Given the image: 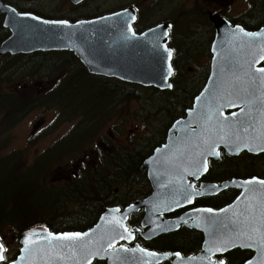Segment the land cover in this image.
<instances>
[{
  "label": "flooded vegetation",
  "instance_id": "obj_1",
  "mask_svg": "<svg viewBox=\"0 0 264 264\" xmlns=\"http://www.w3.org/2000/svg\"><path fill=\"white\" fill-rule=\"evenodd\" d=\"M239 1L240 0H0V47L12 35L11 29L5 26L9 11H13L21 17L34 16L41 20L48 21L77 22L91 20L116 12H125V10H127L128 13L136 17L131 26L137 34L158 24L171 25L166 44L168 48L174 50L171 59L174 74L169 78V82L173 87L175 81L177 85L181 87V92H177L173 95H162L171 97L173 99L172 106H175L180 100L182 104V102L188 101L189 99L188 95L187 98L182 95V91L185 90L183 86L191 85L198 81L199 87L197 92L192 96L191 102L184 109V112L175 118L171 116V109L165 111L166 115H168V119L164 121H155V119L150 118L155 116L153 112H145L150 119H146V121L145 119H140V123L136 120L135 128L132 129L130 127L127 129L126 144L114 140L116 138L114 131L121 133L125 129L124 126L120 125L121 123L113 124L115 117L120 115L119 103L117 104L108 127L110 128L108 129L109 136L102 134L95 143H93L95 150L86 151L85 154L82 155L83 163H80L82 166L88 163L92 165L95 184L94 192L98 197L102 196L104 193L107 194V196L102 199V204H104L103 208L118 206L121 211L136 199H144L151 194L152 187L147 179V172L141 169V165L152 151L145 155L138 164V171L144 178V180H141V183H144V185L137 187V190L134 191L131 184L123 182V180L130 179L131 177L132 163L129 156L131 145L133 144L132 148H139L138 145H134L132 136H136L138 129L142 128V126L152 124V133L146 135V137L150 139L159 138L157 144L153 145L154 149L165 142L167 132L173 122L179 118H184L186 116V110L192 108L194 98L200 93L211 74V44L215 36L214 20L219 22L217 17H221L222 20H226L230 26H241L249 32H257L264 26V0H244L246 7L238 13H232V7ZM101 12L102 14L99 15ZM188 29L193 30V33L191 30L187 32ZM201 35L206 36L199 40L197 37ZM259 40L260 39L251 41V43L248 41L249 46L254 47L258 44ZM200 44H202L201 47L199 46ZM251 49L248 48V50ZM201 50H205L209 54V60L203 64V68H201L199 73L200 77L196 81L189 82L183 77L182 71L185 69L189 71L195 70L199 67L200 64L196 65L195 68L187 67L186 65L191 55ZM259 53L264 52H261V49L258 51L255 67L264 68V59H260ZM51 57L63 60L62 65L65 66V69L60 71L61 76L59 77H53L51 75L52 70H50L48 65V61ZM11 58H14V60L9 61ZM0 67L20 69L24 74L30 73L31 70L34 71L32 72V77L21 78L20 73H18L17 82L14 83V85H17L14 88V93L17 96L23 97L27 102L35 99L38 103L36 106L27 109L20 120L32 112L39 113L42 120H45L46 118L44 115L47 113V107L44 106V101L48 99L46 93L50 91L52 85L68 82L64 80V78L69 72L76 71L78 75L86 77L93 75L107 78L105 75L90 73L86 66L69 49H37L30 52H16L13 54L5 51L0 53ZM108 79L115 80L116 78ZM217 80L220 82H227L229 79L218 78ZM75 81L80 80L76 79ZM242 81L248 82L246 79ZM7 82L8 79H0L1 85H7ZM147 87L158 89L154 86ZM172 87L170 89H158V91H170ZM166 99L168 100V98L163 100ZM131 101L130 96L127 94L123 102V110L126 114L123 122L128 121V124H131L132 120L130 114ZM239 110L240 108L238 107L223 109V114L231 117H228V121H224L225 117L216 118V126L213 129L214 133H212L211 130L207 131V133L212 136L216 145V151L220 153V156L217 158L215 155H207L206 151L204 155H200L203 159L204 156H207L208 171L200 175L199 179L187 175H191V171H197L199 163L203 161L202 158L193 160V163L189 164L191 167H188V172H184L178 166L173 168L164 167L161 169L163 176L165 175V171L179 169L183 174L179 177L180 181L176 184V188L178 189L184 185L182 180L185 178L186 184L194 185L195 189L201 193L193 197V203L191 204L187 203L185 199H181L179 201V206L176 205L172 208H165L168 210L167 212L157 213L158 217L169 220L171 226L168 228H172L156 236L153 235L150 239L143 238L141 232H145L146 228L141 227V222L146 212L144 208H141L131 213L125 222L126 227L132 231L134 239H129L128 242L122 241V244L127 247L138 244L143 248L157 252H175L179 253L182 257H199L205 256L203 253L208 246L204 244L206 243V238L209 237L210 239L208 233L214 231L219 222L231 226V222L237 218L233 213L244 212L245 216H249L250 219L251 217H255L251 224L255 227L260 225L261 212L264 211V207H262V205H264V187L258 184L249 185L247 187L250 191L245 193L244 189L237 185L252 178L264 179V151H259L258 149L253 151L243 149L238 154H234L231 148L226 146L224 141L219 140V135L222 134L219 131V121H223L225 124L229 122L233 123L234 130L240 128L238 121L241 117L231 115L232 113H239ZM42 120L37 119L35 123L32 124L30 134L27 136V146H34L35 137L43 130H46L47 121L41 125ZM246 120L247 122L251 121L250 119ZM211 122L212 120L210 123ZM119 125L120 131L117 129ZM256 128L259 129L258 126H256ZM254 132L255 129L253 127H248L249 135ZM45 133L44 131L43 134ZM242 134L244 133L241 131V137L244 136ZM53 143L54 142H51L43 148L42 151H39L30 162L32 163L39 153L49 148ZM121 146H123V148ZM121 150H124V152ZM121 155H125V157L121 158ZM137 157H139V155ZM185 161H187V159H185ZM115 163H122V165L117 167ZM83 169L84 167H81L77 172H72V176H78ZM83 173H86V169ZM116 174H118V176H116ZM202 185H216L218 190H213L209 187H201ZM162 189H165V187H162ZM122 192L123 195L121 194ZM131 192L135 193L134 199L131 198ZM246 196L253 199V207L251 209L247 208L248 204H244ZM98 202L100 203V200ZM226 208L229 209L228 212L225 213L221 211ZM197 209H212L213 213L209 214L206 212V214H202L200 212L198 213ZM197 218L200 220L198 221ZM240 219H244V217H240ZM185 221L187 222L185 223ZM210 221H215V223H210ZM196 224L199 226H195ZM258 256L259 254H256L254 249L235 247L222 254L217 253L213 256V259L217 261L223 259L225 264H247L249 260H256ZM160 264L169 263L162 262Z\"/></svg>",
  "mask_w": 264,
  "mask_h": 264
},
{
  "label": "water",
  "instance_id": "obj_2",
  "mask_svg": "<svg viewBox=\"0 0 264 264\" xmlns=\"http://www.w3.org/2000/svg\"><path fill=\"white\" fill-rule=\"evenodd\" d=\"M117 13L123 14L125 12H116L91 20L68 22L67 25H65L56 23L60 21L21 17L13 11H9L5 26L11 29L12 35L1 45L0 53L8 51L13 54L16 52H30L37 49H69L79 58L90 73L114 77L144 86H155L161 90L170 89L167 87V84H171L169 82L170 77H168L167 80L164 79L168 63L166 60V53L163 51L162 47L156 48L153 43V37L159 36L167 29V24H158L141 33H148L147 36L137 34L139 39L124 42L120 39V35L127 25L120 23L122 17L115 15ZM217 19H219V22L214 20L215 36L211 44V74L206 84L194 98L192 108L186 110V116L173 122L167 132L165 143L155 148L153 153L146 158L141 165V169L147 172L151 182L153 189L151 195L143 200H135L132 204L126 206L118 213H113L112 210L119 209V207H106L97 222L90 229L80 232L91 233L89 239H91L93 243L87 248H77L75 257L68 249H64L63 251L57 249L55 253L49 255L45 244L35 246L31 253H25L22 249L25 247L23 240L27 233L33 230H37L40 235L49 232L48 228L43 225H36L28 228L21 233V248L19 249L18 256L9 264H76L77 261L83 264L86 256H90L92 262L94 260H104L107 264H121L122 261L123 264H146V262L147 264H159L163 261H168L170 264H208L206 260H200L202 256L182 257L180 255L177 257L175 252L159 253L146 249L147 251L157 253V259L144 257L143 254L138 251L124 252L121 249V245L117 246V243L123 241L119 238V234L122 233L123 230L117 228L115 225L107 224L105 221L111 219L114 214L126 227L125 222L128 216L140 208H144L146 214L141 222V227L145 228L149 226V228L145 230L146 233L141 232L143 238L150 239L153 235L156 236L171 229L168 228L170 221L158 217L157 213L167 212L168 210L165 208L176 206L177 204L173 202L174 199L179 198L178 200L180 201L185 198L162 195V187L173 190L175 182L174 177L183 174V172L176 170L165 171L164 174L166 177L163 178L160 176L158 168L177 167L181 165L182 170L188 172L187 169L189 164L193 163V160L203 159L200 155L205 152L206 146L203 145L201 141L209 136L206 129L208 131H213V127L209 126V121L206 122L197 114L201 113L203 104L211 101L213 95H216L218 98L220 97L222 94L219 88L221 84L224 86L225 90L230 91L235 88L241 89V97L245 100L252 101L250 106L252 109L251 112L254 115L253 121H259L260 125L258 123V126H260V135L263 132L264 103H261L260 98L262 94H264V88H262L258 78L264 77V73L256 71L260 69L255 67L258 50L241 51L238 47L243 46L248 37L240 35L237 26H230V24L226 20H222L221 17H217ZM44 21H48L49 23H44ZM132 22L133 21H130L131 24ZM161 25L163 28L158 27ZM239 27L242 28L241 26ZM152 29L156 31H150ZM262 30H264V26L257 32ZM245 31L249 32L247 30ZM167 40V37H162L159 43L164 45L165 42L167 43ZM258 43L259 47L264 46L262 41L259 40ZM259 55L262 56L264 53H259ZM230 64L237 66L235 71L237 75L241 77L239 83L236 82V77L233 75L232 71H229ZM239 65H243V68H240ZM246 72L249 73V75H245ZM218 78H228L229 80L227 82H220L217 80ZM245 79L248 82L242 81ZM252 79H257V82L255 84L251 83ZM205 89L208 91L205 92ZM243 89H247V91H243ZM198 97L200 98L199 100L197 99ZM223 102V100H220V103ZM241 105L244 107L243 104ZM211 106L215 108V104ZM225 108L234 107L221 108L222 115L215 114L212 116V120L220 117H231L223 114V109ZM203 111H207V109H203ZM253 125L257 126V123L255 122ZM187 144H189L190 147H187ZM185 159H187V161H185ZM187 176L194 177L193 175ZM182 183L186 184L185 178H183ZM200 213L206 214V212ZM63 233L72 232H59L53 234ZM209 240V237L206 238L205 246H208ZM124 241L128 242L129 240L126 239ZM110 242H115L116 249H120L119 260H115L112 256L103 251ZM137 246L139 245L135 244L132 248H136ZM40 249H44L45 251L41 252ZM97 249L101 250V256L104 257L103 259H101L100 256H91V253L96 252ZM251 249H254V251L257 252L256 254H259L257 249ZM33 252L37 253L35 254ZM57 253L62 255L64 259H55L54 257ZM203 254L206 255L207 253L204 252ZM22 256L25 258L24 260L20 259ZM256 260H253L254 264H256Z\"/></svg>",
  "mask_w": 264,
  "mask_h": 264
},
{
  "label": "trees",
  "instance_id": "obj_3",
  "mask_svg": "<svg viewBox=\"0 0 264 264\" xmlns=\"http://www.w3.org/2000/svg\"><path fill=\"white\" fill-rule=\"evenodd\" d=\"M101 14L102 12L99 15ZM12 60H14V58H11L9 61ZM32 72L34 71L31 70L30 73L24 74L20 69L0 67V79H8L7 85L0 84V139L3 137L4 131L12 124L14 125L17 123L27 109L38 104L35 99L27 102L23 97H19L11 91L7 92L5 89V86H11L17 82L18 73H20V77L22 78L32 77ZM70 73L72 72L68 73L69 76L73 75ZM88 78L97 86L100 94L98 101H84L81 103L76 99L77 103H74V99L66 98V100L63 99L61 103H52L50 100L52 99L55 88H52L46 93L48 99L44 101V106L48 108L55 106L59 111L67 112L71 118L81 119V122L79 124L76 123L72 127V129H76L73 133L70 131L66 136L63 135L56 139L49 148L43 151L42 155L35 157L32 163L25 165L20 164L19 169L14 170L11 167L10 159L15 153L3 154L2 149L4 148V144L0 141V171L11 175V177L0 179V226L9 225L15 232H20L25 227H30L36 224L45 225L53 232L83 231L91 227L96 222L100 215V211L104 206V204H102V199L107 196V194L104 193L102 196L98 197L94 192V187H84V181H89L94 184V173L91 164L88 163L87 165H83L84 169L78 174V176L71 178L70 181H64L63 184L65 186V191L58 194L50 185L41 186L33 181L36 174V165L39 166L40 164H43L40 158L46 157L56 150H65L63 151L65 154L63 158L84 155L86 151L88 152V147L86 148V146L82 145L87 144L95 132L97 130L99 131L108 119V116L110 117V114H113L117 104H121L125 101L127 94L132 101H145L143 99V94L150 98L156 97L152 102L162 103V105L158 108L147 109L145 112H153L154 115L157 116L159 112L166 109L164 103L173 101L171 97L163 96L162 94L173 95L177 92H181V87L177 85L175 81L172 89L164 92L158 91V89L153 87L140 86L117 78L115 80L108 79L114 77L103 78L89 75ZM70 79L72 81H75L76 79L82 80L83 76H72ZM57 86H63L64 89L63 84H57ZM183 87L185 88L189 99L188 101L182 102L180 106L171 109L172 118H175L184 112L186 106L191 102L192 96L197 92L199 83L196 85L194 84V87H192L191 90L189 85ZM140 95H142V98H140ZM107 97L109 98L107 99ZM165 98H168V100H163ZM109 99L110 101H114L112 105L107 107L104 106V108L99 105V102H102L103 100L109 101ZM12 107L14 108L6 113V110L11 109ZM145 118L150 119L151 117L149 118L146 113ZM111 119L112 117L108 119V122L111 121ZM136 120L140 123V119H138L137 116ZM121 147L123 148V146ZM133 150L136 152L139 148H133ZM133 150H129V156L132 163L131 177L130 179L123 180V182L131 185L135 182L141 181L138 179L142 177L138 171L139 163L137 162V156L139 153H134ZM15 151L16 150H14V152ZM121 151L124 152V150ZM120 157L124 158L125 155H121ZM59 161L51 164L50 172L55 169L54 167ZM115 164L117 167L122 165V163ZM85 169L86 173H83ZM88 174L91 175V177H88ZM51 176L52 175H50L49 178ZM116 176H118V174H116ZM49 178L46 181H61H49ZM40 182H44V179H41ZM32 190L33 193H31ZM131 193V198L134 199L135 193ZM121 194L123 195V192ZM18 196L21 198L28 197L29 200L28 202H23L18 199ZM36 200L38 205L35 204ZM99 200L100 203L98 202ZM98 209L99 211H97ZM16 255L17 252L11 256L6 254L7 260L4 264L12 260ZM92 264H105V262L94 261Z\"/></svg>",
  "mask_w": 264,
  "mask_h": 264
},
{
  "label": "snow or ice",
  "instance_id": "obj_4",
  "mask_svg": "<svg viewBox=\"0 0 264 264\" xmlns=\"http://www.w3.org/2000/svg\"><path fill=\"white\" fill-rule=\"evenodd\" d=\"M117 16H121L122 19L120 21L121 24L127 25L125 30L121 32L120 39L124 42L132 41L139 39L136 31L132 28L130 21H135L136 17L132 15L131 13H128L127 10H125V13H117L115 14ZM32 19H39L38 17H31ZM110 19V18H105ZM44 23H49L48 21H44ZM56 23H62L67 25V21H60ZM159 28H163V26H158ZM238 28V33L244 37L249 38V43L251 41L257 40V39H264V30L260 32H246L243 28ZM171 29V25L168 26L167 29H165L159 36L153 37V43L156 48H163V51L166 53V60L167 68H166V75L164 77L165 80H167L168 77H171L174 74V69L171 64V59L174 53V50L167 47V44L165 42L164 45H161L159 43V40L162 37H167L168 33ZM152 32H155V29L150 30ZM142 36H147L148 33L141 34ZM261 51L264 52V46L261 47ZM260 59H264V55L260 57ZM236 65H229V71H232L233 75L236 77V82L239 83L241 77L237 75L235 69ZM240 68H243V65H239ZM256 71L260 73H264V68L257 69ZM245 75H249V73H245ZM259 82L264 88V77L258 78ZM257 82V79H252L251 83L255 84ZM167 87L171 88V84H167ZM208 90L205 89V92ZM243 91H247V89H243ZM241 89L235 88L233 90H225L220 97L218 98L216 95L212 96L211 101H208L203 104V109H207V111H201V113H198L197 115L201 116L206 122L212 120V116L215 114L222 115L221 108L223 107H238L240 108V113H243L244 116L241 117L238 121L240 128L234 130L233 123L229 122L225 124L223 121H219V131L222 133L219 135V140L224 141L226 146H229L231 150L234 152V154H238L241 150L247 149L249 151L253 150H259L264 151V132L261 133V135L256 137H249L247 135L248 133V127L246 126L247 120L246 118L249 117L252 109H251V103L250 100H245L240 95ZM203 95V94H202ZM200 99L199 97L197 98ZM261 103H264V94L261 96ZM220 100H223V103H220ZM239 101V102H237ZM215 104V108H213L211 105ZM241 104L244 105V107H241ZM247 109V111H246ZM240 113H232V116H240ZM224 121H228V117L224 118ZM206 131H208L206 129ZM243 132L245 135L241 137L239 134L240 132ZM259 140V143H256V141ZM242 142V143H241ZM201 143L206 146L205 151L207 152V155H215L217 158L220 156V153L216 151V145L213 141V138L211 135H209L207 138L202 139ZM201 155H204V153H201ZM208 171V163H207V156H204V159L202 162L199 163V167L197 168V171L190 173L193 175L196 179H199L200 175ZM261 185L264 187V179H257L252 178L249 180H245L238 184L237 186L244 189L245 193H248L250 189L247 187L249 185ZM201 187H209L213 190H218L216 185L211 186H201ZM254 191V190H253ZM201 193L195 189L194 185L191 184H185L182 185L180 188L175 190L176 196H183L185 198V201L189 204L193 203V197L198 196ZM245 199H249L247 196ZM179 206V200L174 199L173 201ZM253 206L251 203L248 204L247 208L251 209ZM264 207V205H262ZM120 209H114L112 210L113 213H118ZM197 211L200 212H207L209 214L213 213L212 209H197ZM223 212H228L229 209H223ZM218 215V214H217ZM234 216L237 218L231 222V226L226 223H221L217 225L214 231L209 232L210 240L208 242V247L205 249V252L207 255L200 257L201 261H207L208 264H225V261L223 259H220L219 261L214 260L213 256H215L217 253H224L229 251L231 248L240 247V248H255L259 252V256L256 260V264H264V211L261 212V223L259 226L256 227H246V225H251V222L255 217L249 218V216H245L244 212L239 213H233ZM240 217H244V219H240ZM199 220V218H197ZM187 221H185L186 223ZM107 224L115 225L117 228L122 229V233L119 234V238L121 240L126 239H134L132 235V231L125 227L124 224L121 222L120 219L116 218V216L113 214L111 219H108L105 221ZM210 223H215V221H210ZM195 226H199L196 224ZM91 236V233H80V232H72V233H63V234H53L51 232H47L46 234L40 235L37 230H33L32 232H29L25 235V239L23 240V244L25 247L22 249L25 253H31L33 248L40 244H45L47 246V253L51 255L52 253H55L57 249H60L63 251L64 249H68L72 252L73 256H76V249L77 248H87L89 245L93 243L89 237ZM121 249L124 252H140L143 254L144 257L150 258V259H157V253L147 251L146 249L140 248L137 246L136 248L128 249L125 246L121 245ZM8 249L6 247V244L2 237H0V264H4V262L7 260V253ZM41 252L45 251L44 249H40ZM103 251L110 256H112L115 260H119V251L120 249H116L115 242H110L107 245V248H104ZM177 257L180 256L179 253H175ZM91 256H100L101 259L104 257L101 256V250L97 249L96 252L91 253ZM55 259L63 260L64 257L62 255H59L58 253L54 257ZM21 260H24L25 258L22 256L20 258ZM76 264H80V261H77ZM83 264H92V259L90 256H86L84 259ZM123 264V261L121 262ZM147 264V262H146ZM247 264H253L252 260H249Z\"/></svg>",
  "mask_w": 264,
  "mask_h": 264
},
{
  "label": "rangeland",
  "instance_id": "obj_5",
  "mask_svg": "<svg viewBox=\"0 0 264 264\" xmlns=\"http://www.w3.org/2000/svg\"><path fill=\"white\" fill-rule=\"evenodd\" d=\"M245 7H246L245 1L240 0L238 3H236L232 7L231 12L232 13H238L241 10H243ZM190 30L191 29H188L187 32H190ZM191 32L193 33V30H191ZM205 36L206 35H201L197 38L199 40H201ZM199 46L201 47L202 44H200ZM208 60H209V54L205 50H201L200 52L193 53L186 66L195 68L196 65H198V64H200V65L195 70H190V71L187 69L183 70L182 71L183 77L186 80H188L189 82L190 81H196L200 77L199 73H200L201 68H203L202 67L203 64ZM62 62H63V60L60 58L51 57L49 59L48 65H49L50 70H52L51 75L53 77L61 76L60 71H63L65 69V66L62 65ZM25 69H27V68H25ZM70 74H73V75L69 76V74H67L64 78V80L69 81V82H63L64 89H63V86H57V84L51 86V89L55 88V90L53 92L52 99L50 100V102L61 103L63 101V99L66 100V98L74 99V103H77L76 99H78L81 103H83L84 101H86V102L98 101V97L100 96V94L98 92L97 86L88 77L83 76V79L80 81H72L70 78L72 76H78V74L76 71L72 72ZM194 84L195 85L198 84V81ZM194 84L189 85L190 90L192 87H194ZM16 86L17 85H14V84L11 86H5V89L7 92H9V91L14 92V88ZM67 88H68V90H67ZM182 95L185 98H187L186 90L182 92ZM141 96L142 95H140V98H142ZM108 98L109 97H107V99ZM154 98L155 97L150 98L147 95H144L143 99L145 101H131V107H130V114H131V118H132L131 124H128V121L123 122L124 117L126 116V114L124 113V110H123L124 109V103L119 104L120 115L115 117V119L113 120V124L121 123L120 125L124 126L125 129L121 133H118V132L113 130L115 133L114 135L116 136V138L114 140H117V142L119 141V142H122L125 144L127 143L126 132H127V129L130 127L132 129L135 128L136 116L138 117V119H145V121H146L145 111L147 109H150V108H152V109H154L156 107L158 108L162 105V103L152 102V100ZM113 102L114 101H110V99H109V101L103 100L102 102H99V105L104 108V106L107 107V106L112 105ZM180 105H181V100L178 102V104H175V106H172L171 101L164 103V106L166 107V109L164 111L162 110L161 112H159L157 116H152L151 118L155 119V121L167 120L168 115H166L165 111L168 109L170 110V109L176 108ZM13 108L14 107L6 110V113H8V111L12 110ZM44 116L46 119L42 120L41 115L39 113L32 112L28 116L23 118L22 120L15 123L14 125L12 124L9 128H7L4 131V135L0 139V141L3 142V144H4V148L2 149V153L3 154L15 153V155L10 159L11 167L14 170L19 169L20 164L21 165L29 164L30 161L32 160V158L39 151H42L43 148H45L51 142H55V140L57 138H59L63 135L66 136L67 133H69L70 131L73 133L74 130H76V129H72V127L76 123L79 124L81 122V119H78V118L73 119L70 117V115L67 112L59 111V109L55 106H52L51 108L47 107V113ZM7 117H9V116H7ZM110 117H112V115H110ZM110 117L108 116V119ZM37 119L42 120L41 125H43L47 121V128H46V130H43L39 135H37L35 137V140H34L35 145L34 146L33 145L27 146L26 145L27 144V136L30 134L32 124H34ZM108 119L102 125V127L99 129V131L97 130L98 133L96 134L97 131L95 132L96 135L94 134L92 136L91 140L89 141L90 143L88 142L87 144L82 145V146H86V148L88 147L87 150H95L93 143H95V141L102 134L108 135V129H110V128H108V125H110V123H111V121L108 122ZM0 125H1V123H0ZM120 125L117 126V129L119 131H120ZM151 126H152V124H146L145 126H142V128L138 129L136 136H132V138H133L132 140H134V145L139 146V150H137L135 152L132 148L133 144L131 145V149L134 151V153H139V157L137 159L138 163H140L142 161V158L145 155L149 154L152 151V149L154 147L153 145L157 144V142H158L159 138L150 139V138L146 137V135L152 133ZM39 127H42V126H39ZM44 131L46 132L45 134H43ZM14 150H16V151L14 152ZM63 151H65V150H56L52 154H50L46 157L40 158L43 164H40L39 166L36 165V174H35V178H33V181L36 184H40L41 186L50 185L58 194H61V193H63L62 191H65V186H64L63 182L64 181L65 182L70 181L71 178H73L71 173L77 172L81 167L83 168V166L80 164V163H83L82 155L69 156V157L63 158L65 156ZM42 154H43V152L39 153L37 156L42 155ZM56 161H59V162L57 163V165H55V167H54L55 169L50 172L51 164L56 162ZM91 167H92V165H91ZM50 175H52V176L49 178ZM7 177H11V175L7 174V173H2L0 171V179L1 178H7ZM88 177H91V175L88 174ZM48 178L50 181H55V180H61V181L60 182H48V181H46ZM41 179H44V182H40ZM38 180H40V181H38ZM138 180H144L143 175ZM93 181H94V178H93ZM83 185H84V187H90V186L95 187V184H93L92 182H89V181H84ZM142 185H144V183H141V181L135 182L132 184V188L134 189V191H136L137 187H140ZM31 193H33V190L31 191ZM18 199L23 201V202H28V200H29L28 197L21 198L19 196H18ZM54 201H55V198H54ZM35 204L38 205L37 200H36ZM103 207L100 211V214L102 213V211L104 209ZM97 211H99V209ZM99 217H100V215H99ZM28 228L29 227H25L20 232H15L11 229V227L9 225H1L0 226V237L3 238V240L6 244V247L8 249L6 254L8 256L13 255L14 253H16L19 250V248H21V244H20V239L22 238L21 233ZM90 228L91 227H89L88 229H90ZM88 229H86V230H88ZM83 231H85V230H83ZM49 232L54 233L51 230H49ZM80 232H82V231H80Z\"/></svg>",
  "mask_w": 264,
  "mask_h": 264
},
{
  "label": "bare ground",
  "instance_id": "obj_6",
  "mask_svg": "<svg viewBox=\"0 0 264 264\" xmlns=\"http://www.w3.org/2000/svg\"><path fill=\"white\" fill-rule=\"evenodd\" d=\"M190 144V143H189ZM189 144H187L186 146L187 147H190V145ZM184 155V154H183ZM179 168H181V165L180 166H178ZM189 167H191V165H189ZM162 168H164V167H162ZM162 168H158V170L160 171V176H162L163 178L164 177H166V175H162V172H161V169ZM173 168V167H172ZM173 170H176V171H178L179 169H173ZM169 175V174H168ZM158 179V178H157ZM166 184V183H165ZM166 189V190H165ZM165 189H162L163 190V193H162V195H165V196H167L168 197V195L170 196V197H174V196H176V195H173V194H175V190H176V188H174L173 190H171V189H168L167 187H165ZM181 197V196H180ZM179 199V198H178ZM181 199V198H180Z\"/></svg>",
  "mask_w": 264,
  "mask_h": 264
}]
</instances>
